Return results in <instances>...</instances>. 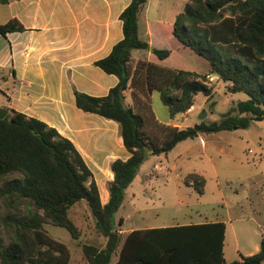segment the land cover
Segmentation results:
<instances>
[{
	"label": "trees",
	"instance_id": "trees-1",
	"mask_svg": "<svg viewBox=\"0 0 264 264\" xmlns=\"http://www.w3.org/2000/svg\"><path fill=\"white\" fill-rule=\"evenodd\" d=\"M8 3V0H1ZM148 0H132L121 13L124 38L111 53L95 64L118 77L109 94L95 97L75 90L77 106L120 125L128 160L111 164L114 179L107 185L109 201L102 203L93 171L75 144L45 122L10 110L0 120V264H70L69 247L45 228L67 229L74 239L80 230L70 217L71 208L85 200L96 228L107 239L100 248L83 244L88 264H264V239L260 251L228 262L225 257V222H204L134 230L123 239L116 212L140 168L151 156L168 154L180 142L200 135L248 129L264 121V0H189L173 22L171 38L185 50L187 60L202 66L198 71L185 63L166 67L149 61L134 65L133 50L152 52L168 59L169 49L151 47L139 37V17ZM19 20L0 25L5 36L22 32ZM210 76H217L228 93H246L220 120L206 119L192 126L160 123L151 96L160 93L170 118L176 120L196 103L200 93L214 97ZM131 90L132 105L126 103ZM184 183L205 191L203 175L191 173ZM120 224L123 220L120 219Z\"/></svg>",
	"mask_w": 264,
	"mask_h": 264
},
{
	"label": "crops",
	"instance_id": "crops-1",
	"mask_svg": "<svg viewBox=\"0 0 264 264\" xmlns=\"http://www.w3.org/2000/svg\"><path fill=\"white\" fill-rule=\"evenodd\" d=\"M131 1L8 0L4 4L0 0V25L15 19L25 27L22 32H11L5 36L0 32V107L8 109L9 113L15 110L41 120L70 139L93 171L103 204L109 201L107 185L114 179L111 164L117 159L128 160L131 153L124 145L120 125L99 114L81 110L76 103L75 90L102 97L118 84L117 76L107 74L95 63L106 58L124 38L120 15ZM188 1L148 0L139 17V37L151 47L169 49L172 54L168 59L160 60L150 51L133 50L134 65L139 61H149L178 67L180 62L187 61L185 50L171 38V30ZM130 93L131 90L126 92L128 105L133 104ZM156 93L160 95L154 91L150 97L155 117L160 123L171 126H192L184 124L183 118L187 120L194 113L198 98L203 97L205 103L208 101L207 96L198 94L192 111L179 116L184 122L176 124L179 117L172 120L169 115V120H165L157 114ZM198 138L205 154L209 147L214 148L206 135ZM181 143L165 154L166 160ZM162 155L157 158H162ZM173 167L176 169L175 165ZM141 168L134 181L140 177L142 180L149 178L150 174H142ZM155 168L159 172L163 166L156 164ZM218 221L175 222L158 227ZM223 222L227 226V222ZM139 229L146 228L132 227L120 233L128 234ZM259 251L260 246L257 245L253 252L240 254L238 261L242 260L241 255L250 256Z\"/></svg>",
	"mask_w": 264,
	"mask_h": 264
},
{
	"label": "rangeland",
	"instance_id": "rangeland-1",
	"mask_svg": "<svg viewBox=\"0 0 264 264\" xmlns=\"http://www.w3.org/2000/svg\"><path fill=\"white\" fill-rule=\"evenodd\" d=\"M187 65L202 70L194 58H189ZM210 85L214 88L213 99L205 103L203 97L198 98L194 113L187 120L183 118L185 122L179 117L176 124L193 125L203 112L208 114L207 122L218 121L237 102L250 98L246 93L226 92L224 83L217 78ZM156 95L157 114L169 120L167 108L160 95ZM205 135L214 145V148L209 147L207 154L201 139L195 138L182 141L168 160L165 154L160 159L157 156L148 158L141 172L150 174L149 178L142 180L140 177L129 186L124 203L116 212L115 223L119 231H127L132 227H158L165 223L226 221L225 257L233 262L240 254L253 252L264 239V121H253L248 129ZM156 164L163 166L162 171L156 172ZM191 173L204 176L203 194L184 183V178ZM5 206L0 199V210L5 211ZM70 217L80 230L79 239H74L62 227L47 224L45 228L54 239L69 247L70 264H88L83 244L103 248L107 239L97 230L95 217L85 200L71 208ZM126 236L122 234L123 239ZM119 252L120 248L114 253L111 264H115Z\"/></svg>",
	"mask_w": 264,
	"mask_h": 264
},
{
	"label": "water",
	"instance_id": "water-1",
	"mask_svg": "<svg viewBox=\"0 0 264 264\" xmlns=\"http://www.w3.org/2000/svg\"><path fill=\"white\" fill-rule=\"evenodd\" d=\"M9 115V110L6 108H2L0 107V120L5 119L7 116ZM207 117V113L203 112L200 116H199V120L203 121L205 120ZM235 130L239 129L238 127L234 128Z\"/></svg>",
	"mask_w": 264,
	"mask_h": 264
},
{
	"label": "built area",
	"instance_id": "built-area-1",
	"mask_svg": "<svg viewBox=\"0 0 264 264\" xmlns=\"http://www.w3.org/2000/svg\"><path fill=\"white\" fill-rule=\"evenodd\" d=\"M214 79H215L214 76H210V77H209V83H210V82H213ZM191 111H192V109L190 108L187 112L189 113V112H191Z\"/></svg>",
	"mask_w": 264,
	"mask_h": 264
}]
</instances>
